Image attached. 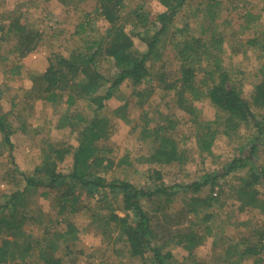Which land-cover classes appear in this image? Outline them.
Masks as SVG:
<instances>
[{
    "label": "trees",
    "instance_id": "trees-1",
    "mask_svg": "<svg viewBox=\"0 0 264 264\" xmlns=\"http://www.w3.org/2000/svg\"><path fill=\"white\" fill-rule=\"evenodd\" d=\"M65 1L68 4L78 1L77 10L74 9V14L79 15L78 35L85 32L94 35V22L102 24L100 34L69 58L57 55L51 59L48 70L34 78L33 92L55 106L64 97L68 111L79 101L86 102L94 117L75 115L71 123L60 124L59 128H67L71 134L79 131L78 143L75 146L49 143L43 149V157L34 173L26 175L12 154V136L16 128L8 122V115L0 113V146L9 151L12 167L0 175V180L10 183L11 178L20 176L25 183L22 191L17 190L0 202V264H26V258L35 254L39 263L52 262L61 248L66 251L64 258L71 256L75 263L80 255L85 256L87 249L80 239V232L98 224L103 238L115 231L121 233L133 263L141 260L142 264H206L195 258L193 251L208 237L223 234L225 224L230 223V217L216 222L219 215L214 211L202 214L204 226L193 223L190 216L199 215L200 210L207 208L201 202L206 193L219 191L216 193V200H219L223 191L230 188V197L243 203L248 201L247 206L264 214V0H155L165 9L155 19L143 12L149 0ZM86 1L95 2L93 12L80 9L81 3ZM14 32H19L17 50L21 57L37 49V35L27 32L20 23L14 28L0 19V40H10L8 36ZM224 32H241L244 39L241 46L231 49L234 46L225 44ZM134 35L146 45L145 52L135 45ZM166 43L172 44L176 51L174 68L164 63L159 53ZM249 52L256 54L250 68L244 71L238 66L240 70L236 71L235 57L243 55L246 58ZM2 59L0 45V63ZM105 64H111L113 68L114 72L109 76L101 70ZM167 70L178 72V76L173 78L166 74ZM246 74L255 78L251 90L245 88ZM125 82H131L135 89L156 82L153 86L164 93L161 98H169L170 103L172 100L173 107L188 122L195 113L194 103L208 101L216 109V115L211 121L199 119L195 123L196 149L200 156L206 154L218 162L219 167L203 168L206 171L186 186L174 181L165 187L137 188L126 179L108 180L106 175L113 166L135 170V163L142 164L140 159L144 158L146 163L149 160L160 166L155 173L157 179H163L170 169L186 162L183 152H174L170 148L165 134L169 114L163 118L157 105L152 114L156 123L151 128L141 129L135 140L136 155L132 159L122 158L118 163L109 159L107 165L103 164L105 159L97 156V143L108 134L109 117L95 114L107 106ZM243 115L247 118L245 123L239 118ZM22 129H26V124ZM218 138H226L233 145V152L215 154L213 148ZM70 154L72 168L69 174H64L59 171V163ZM201 162L204 164L203 160ZM241 171H246L247 176H241ZM230 175L232 178L228 180ZM40 187L54 191V194L47 191V195L58 198L55 207H59L61 216L72 214L73 218L92 214L87 216L83 226L70 220L60 231H53L55 226L44 222L43 214H34L30 206L21 210L28 192ZM180 193L184 197L181 213L171 205ZM112 196H119L123 201V216L112 209ZM89 197H95V208L83 202ZM156 197L161 205L164 204L160 214H152L144 205ZM101 211L104 216L100 215ZM179 214L182 219L179 218L175 227H184L187 220L190 224L178 235L173 234L175 230L170 233L174 247L187 252L181 262L167 242H160L168 237L165 236L167 231H158L161 222L154 219L155 215H160L171 221ZM32 221L33 224H29ZM40 223L39 235L28 234L23 250L26 258L13 259L10 237L25 234L27 226ZM235 228L239 229V226ZM252 231L254 236L243 235L238 240L226 241L224 254L228 260L225 264H245L246 261L264 264V224H256ZM4 233L7 235L3 236Z\"/></svg>",
    "mask_w": 264,
    "mask_h": 264
},
{
    "label": "rangeland",
    "instance_id": "rangeland-1",
    "mask_svg": "<svg viewBox=\"0 0 264 264\" xmlns=\"http://www.w3.org/2000/svg\"><path fill=\"white\" fill-rule=\"evenodd\" d=\"M67 4L65 0L0 1V19L3 18L8 25H12L14 28L19 23L24 25L27 32L37 35L35 39L38 40L37 49L25 57H21L20 52L17 50V35L19 32H14L16 36L13 33L8 36L10 37L8 41L0 40L3 54V59L0 63V113L8 115V122L13 128H16L12 136L14 144L12 154L19 169L26 175L34 173L35 167L43 157L42 151L49 143H63L65 146H75L78 143L79 131H74L71 134L67 128H59L60 124L71 123V118L75 115L90 116L89 118L94 117L93 110L88 107V103L86 102L79 101L68 111L64 97L60 98L59 104L55 106L45 102L41 96L39 97V93L33 92L34 78L48 70L51 59H54L57 55L69 58L74 51L83 48L89 40L91 41L95 38V35L100 34L99 28H101L102 24L94 22V35L88 32L78 35L76 30L79 23V19H77L79 15L74 14V11L77 10L78 1H72ZM80 9L86 12H93L95 2L86 1L81 3ZM164 10V7L155 0H149L143 7V12H148L152 19H155ZM79 13L81 14L82 12L80 11ZM224 34L225 44L230 47L234 46V48H231L233 50H236L238 46L240 47L244 40L241 32H224ZM134 42L140 50L144 52L147 50L146 45L138 36L134 37ZM175 52L174 46L170 43H166L159 50L164 63L166 62L167 65H171L173 68L176 66L174 60H177ZM255 55V53L251 52L248 53V57L246 58L243 55H237L234 60V63H236L235 70H240L239 66L242 70L247 71L252 62H254ZM101 70L108 76L114 72L111 64L102 65ZM166 74L173 76V78L178 76V72L171 70H167ZM246 76L248 77L244 80L245 88L246 90H251L255 83V78L250 74H246ZM238 80H240V76ZM130 83L125 82L122 84L119 87V91L107 102V106L101 112L95 114L96 116L109 117L107 125L109 126L107 128L108 134L98 141L97 156L105 159L104 165H107L109 159L115 160L116 163L127 156L132 159L136 155V147L134 146L138 133L141 129L148 126L151 128L156 123V121L154 122L156 118L154 119L152 114L158 105L160 113L164 116L163 118L169 114V120L166 123L167 133L165 134L169 138L170 148L174 152H183V159L186 162L170 169V173L163 177V179H157L155 173L160 169V166L155 162H149V160L146 163V158H144L140 159V161L143 160L142 164L135 163L136 171L134 169L129 170L127 166H122L121 168L113 166L106 175L108 180L126 179L137 188L154 189L161 185L165 187L172 185L174 181L186 186L192 183L198 175H202L206 171L203 168L209 170L219 167L218 162L206 154L203 157L200 156L196 149V138L194 136L195 123L199 119L211 121L216 115V109L208 101L194 103L195 113L192 121L188 122L173 107L172 100L170 103L169 98H161L164 93L153 86L157 84L156 82L151 85L137 87L136 89ZM185 117L187 118V116ZM239 118L242 123L247 121L244 115ZM24 124H26L25 130L22 129V125ZM1 142L2 135L0 134V144ZM232 147L233 145L226 138H218L213 149L215 154H228L229 152H233ZM8 152L5 147L0 146V175L5 170L12 168L10 167L11 161ZM143 154L148 155L145 152ZM202 160L204 164L201 162ZM58 168L64 174L70 173L72 168L71 154L61 164L59 163ZM245 173L246 171H241L239 174L247 176ZM231 178L232 175L227 179L230 180ZM9 182L0 180V202L4 199L7 200L15 191H22L24 189L25 183L21 180L20 176L11 178ZM257 187L261 189L260 184H257ZM40 188L37 191L32 190L28 192L24 198L21 210H27L30 206L31 212L34 214H43L44 222H51L55 226L53 231H60L61 227L69 223L70 220H74L78 222V225L83 226L87 216L92 214L90 212L86 213L87 215L85 216L82 214L73 216V218L72 214L61 216L59 207H55L58 198L53 195L54 191ZM47 191L53 192V194L47 195ZM223 192V196L219 200H216V193H220L219 191L210 194L205 191V198L201 202L207 208L200 210L202 212L199 215L193 214L190 216L193 223L197 226H204L201 216L208 211L218 213L219 216L216 218V222H220V220L224 221L230 217V223L225 224L223 234L208 237L201 245L196 246V249L193 251L195 258L206 261V264H225L226 260H228L224 254V249L227 245L226 241L230 239L238 240L243 235L248 236L251 234L254 236L252 228H255L256 224H264V214L261 211L247 206L248 201L247 203H243L232 198V196L230 197V188L225 189ZM178 197L171 205L181 213L184 197L181 196V193ZM94 198H85L83 202L95 208L97 201ZM248 198L250 199V197ZM158 199L159 197H156L144 204L145 208H148L152 214H160V210H162L160 207H164V204L161 205L157 201ZM111 202L115 213L123 216L124 203L120 197L112 196ZM100 215L104 216L103 211L100 212ZM179 218L182 219L181 214L171 221L160 215H155L154 217L156 221L158 220L157 222H161V227L158 231H167L165 236L168 237L162 238L160 242H167L169 247L172 248L174 256L181 262L187 255V252L182 248L174 247L173 235L170 240V233L171 230H175L173 234L178 235L184 228L190 227V224L187 220L184 227L182 225L175 227L179 224ZM241 222L242 225H239ZM46 223H43V225H47ZM243 223L246 225L243 226ZM29 224H33V221ZM98 225H92V229H82V232H80V239L87 246V249L85 256L80 255L75 263H73V257L71 256L64 258L66 251H63V248L59 250L58 257L52 262L45 261L39 263L35 258L36 254L26 258L23 250L29 235H39L42 223L38 226H27V232L19 234L16 238L14 236L10 237L12 241L11 256L17 260L26 258V264L143 263L141 260L132 262L128 249L121 240L120 232L115 231L108 238H103L100 235L101 228ZM166 226L169 228L173 227V229H166ZM236 226H239V229L235 228ZM52 228L50 226V229ZM217 231L219 230L217 229ZM5 235L7 234L4 233L3 236ZM222 238H226V240L223 241ZM92 251L96 252L93 255H89ZM251 263L252 261H246L245 264Z\"/></svg>",
    "mask_w": 264,
    "mask_h": 264
}]
</instances>
